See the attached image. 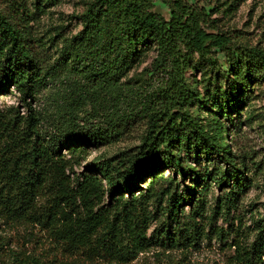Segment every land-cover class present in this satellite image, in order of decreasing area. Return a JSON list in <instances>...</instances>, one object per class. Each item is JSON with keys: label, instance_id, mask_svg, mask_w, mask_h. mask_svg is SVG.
I'll list each match as a JSON object with an SVG mask.
<instances>
[{"label": "trees", "instance_id": "trees-1", "mask_svg": "<svg viewBox=\"0 0 264 264\" xmlns=\"http://www.w3.org/2000/svg\"><path fill=\"white\" fill-rule=\"evenodd\" d=\"M157 3L167 18L154 9ZM235 37L217 31L216 20L184 0H94L81 28L64 37L59 55L44 66L23 14L0 11V94L15 89L24 107L22 114L0 108V228L38 227L63 253L110 263L133 260L154 240L167 248L195 241L201 228L194 220L180 225V214L194 200L196 183L228 186V208L245 177L220 120L200 122L203 101L186 72L209 68L224 80L218 112L228 117L244 104L249 87L264 80V48L233 46ZM209 49L223 54V64L206 55ZM149 51L155 53L149 75L136 84L123 80ZM57 77L63 94L55 111L35 109L32 102ZM143 121L138 147L72 173L71 157L118 141ZM193 153L217 155L225 170L193 173L185 160ZM163 169L197 177L178 189ZM146 178L147 188L135 195ZM150 202L164 218L147 236L157 218ZM260 227L264 231V215ZM8 242L0 233V264H44ZM234 264H264V242L239 248Z\"/></svg>", "mask_w": 264, "mask_h": 264}, {"label": "rangeland", "instance_id": "rangeland-1", "mask_svg": "<svg viewBox=\"0 0 264 264\" xmlns=\"http://www.w3.org/2000/svg\"><path fill=\"white\" fill-rule=\"evenodd\" d=\"M93 1L0 0V11L14 16L23 14L33 47L45 66L59 55L64 37H71L81 28V15ZM184 1L201 8L216 20L217 31L236 36L233 46L241 42L264 48V0ZM154 9L168 17L163 5L157 3ZM154 55L153 51L147 52L144 59L123 80L136 84L146 78ZM206 55L215 56L219 64L224 62L223 54L214 49H209ZM197 58L195 55L194 60ZM58 79L59 77L54 79L38 94L37 100L32 102L35 109L48 113L55 111L63 94V85L59 84ZM186 80L199 92L203 101L199 108L200 122L207 124L214 119L220 120L224 130V142L228 143L231 155L235 157L245 177L242 184L236 186L240 189L237 190L234 200L229 201L231 205L228 204V208L223 203L231 196L228 186H218L209 180L196 183L194 200L190 204H184L180 214V225L188 226L194 220L201 228V234L195 241L188 240L186 246L174 245L167 248L154 240L146 251L140 252L133 260L110 263L63 253L60 246L38 227L8 228L1 225L0 233L6 235L9 247L16 250L25 248L27 253L44 259V264H234V256L239 248L264 242V231H260L264 215V80L249 87L248 98L244 104L230 112L228 117L218 112L224 88V80H220V76L216 80L214 72L209 68H197L186 72ZM10 107H16L21 114L24 113L23 104L13 88L0 94V108L7 110ZM145 126L144 121L140 122L120 140L98 147L87 146L75 157H71L64 150L66 157H71L72 173L78 174L88 164L112 157L122 150L138 147ZM185 160L191 171L200 173L199 175L209 171L222 172L226 167L214 154L193 153L186 156ZM161 174L174 177L179 182L178 189L183 183L188 185L197 177L193 174L190 179L186 176L182 179L172 169H163ZM149 180L150 178H146L141 181L140 190L134 194L144 192ZM162 205H165L164 200ZM196 209H199V215H195ZM149 210L157 218L149 222L147 236L152 235L164 218L156 203L150 202Z\"/></svg>", "mask_w": 264, "mask_h": 264}]
</instances>
